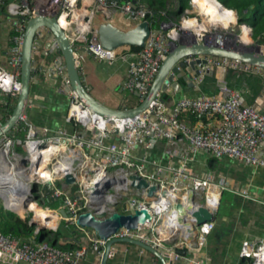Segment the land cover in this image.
Instances as JSON below:
<instances>
[{"label":"built area","instance_id":"built-area-1","mask_svg":"<svg viewBox=\"0 0 264 264\" xmlns=\"http://www.w3.org/2000/svg\"><path fill=\"white\" fill-rule=\"evenodd\" d=\"M190 6L191 10H184L178 17V23L170 22L160 25L157 30L152 29L144 47L133 53L126 48L115 52L103 51L98 43L99 24L95 19L99 15L104 23L112 21L116 15H121L126 22L133 23V26L141 22L153 25L152 12L141 0H136L134 6L130 1L121 0H0V11L4 10L11 26L6 67L0 66V107L6 109L9 101L15 100L20 91L25 27L27 22L37 15L56 18L72 47L78 69L79 61L84 55L98 62L111 63L116 59L125 61L127 65L123 87L129 93H137L142 102L169 53V44H177L191 36H186L189 32L182 29L183 23L190 20L189 16L195 13L193 0H190ZM161 15L164 13L161 12ZM208 37L207 32H202L200 36H195V39L198 43H203L204 38H207L211 45L218 48L227 46L222 39L217 42ZM47 42L50 43L51 60L44 71L49 77L56 76L61 79L69 100L66 122L76 129L71 132L61 129L55 135L49 136L46 130H37L31 125L26 114L22 115L14 131L0 137V154L7 150L6 154L10 160L20 161L12 170L0 172L6 178L21 180L26 189L28 188V192L9 188L10 193L18 197L27 193V197H33L31 202L41 208L44 198L61 200L58 209L68 211L71 218H63L58 209L54 211L61 221L69 225H72L79 213L105 211L108 214H127V208L133 211L146 209L152 220L139 225L135 230L121 228L107 241L97 238L92 230L85 232L88 244L72 249L61 248L47 241L23 240L0 230V263L80 264L88 250L93 251L101 260L108 241L129 239L157 250L167 264H209L202 252L208 236L213 231V222L197 226L188 216L182 222L175 210L168 226L160 230H157V227L161 223L162 215L172 211L178 203L185 208L189 200L215 214L226 183H215L196 176L188 168V159L183 158L182 163L176 167H163L146 160L136 162L131 157V151L136 145L149 150L155 142L165 141L168 145L186 144L189 152L193 154L203 151L216 160L229 158L246 166L264 169V103L262 110L245 106L242 95L237 91H228L225 98L202 96L179 99L171 107L161 102V97H157L145 111L133 118H102L77 99L61 61L59 46L45 28L37 31L33 41L32 52L35 58L40 55ZM205 60L206 65L197 66L199 76L212 69L226 71L229 68L264 74V71L256 67L237 61L214 57H206ZM35 66L34 76L38 74ZM184 115L196 121L214 119L216 122L211 128L200 129L187 123L183 119ZM1 125L0 120V127ZM112 137L118 138V145L106 144ZM49 143H62L80 152L82 156H87L92 163L101 164L107 174L95 185L96 192L87 188L84 183V180L90 178V169L81 168L75 185L70 187L63 184L62 179L71 173V164L67 172L53 180H40L35 177L42 160H28V152L31 148H43ZM167 153L173 158L172 148H169ZM53 165L54 163H49L47 166ZM129 176L146 181L148 186L141 189L133 187L127 181ZM57 183H60V189L56 188ZM3 185L9 186L11 183L7 180ZM39 186H43L44 190L39 191ZM151 186H155L156 190L152 196H148ZM66 189L74 191L70 194ZM186 193L189 194V199L182 201V196ZM0 199L5 208L13 212L6 206L5 198L0 196ZM14 199L19 203V199ZM117 208L121 210L118 211ZM24 213L33 216L31 211L26 210ZM192 227L195 229L192 230ZM56 229L57 226L50 229L41 225L34 229V234L38 236L42 230L56 232ZM113 254L111 247L108 258ZM239 257L247 264H264V240L243 242Z\"/></svg>","mask_w":264,"mask_h":264},{"label":"crops","instance_id":"crops-1","mask_svg":"<svg viewBox=\"0 0 264 264\" xmlns=\"http://www.w3.org/2000/svg\"><path fill=\"white\" fill-rule=\"evenodd\" d=\"M157 1L165 2L167 10L176 9L178 5L177 0ZM142 2L146 4V0H142ZM124 21L116 15L110 22L122 29L133 27V25H129ZM158 21L160 25H166L178 21V18L166 16L163 20L158 18ZM95 22L101 24L103 22L102 17L98 15ZM10 38L11 26L6 13L1 10L0 66L2 67H6ZM44 46L40 55L35 58V67L38 69V74L31 81L32 97L29 99L25 114L28 122L37 130H46L47 135L53 136L58 130L65 129L67 132H71L76 128L66 122L69 100L66 91L62 87L61 79L56 76L49 77L44 71L51 60L49 49L47 50L48 56H42ZM126 65L127 63L120 59H116L111 63L98 62L93 60L92 57L84 55L79 61V71L83 78V85L96 101L107 108H134L138 106L140 99L134 93L127 92L123 87L126 78ZM183 74H192V72L188 69ZM177 83L179 85L177 91L170 88L162 96L168 107H171L179 99L202 96L225 98L228 91H237L242 95L245 106L260 108L261 110L263 108L264 74L262 72H242L230 68L226 71L212 69L195 78L192 86H190L191 82L189 80H178ZM11 101L7 106L8 109H13ZM2 109L5 112L3 116L6 118L7 108ZM183 119L200 129L211 128L216 122L214 119L196 121L187 115H184ZM19 136H22V134H19ZM108 143L118 145L119 140L117 137H112L106 142V144ZM169 148H172L173 158L167 153ZM131 157L136 162L146 160L149 163L153 162L163 167L179 166L182 159L185 158L188 159L189 170L196 176L215 183L224 181L226 189L221 195L219 208L215 212L214 228L207 238L202 256L208 260L209 264H247L239 257L241 244L245 241L264 240V169L246 166L229 158L216 160L209 153L203 151L193 154L189 152L186 144L168 145L165 141L155 142L149 150L136 145L131 151ZM66 191L71 194L73 190L66 189ZM224 193L227 195L224 196ZM47 201L49 200L44 198L41 205ZM50 201L59 203L53 211L61 205V200ZM2 207L6 213L10 212L4 206ZM36 211L38 213L41 210L36 209ZM18 216L24 218V216ZM59 222L64 224L65 232L60 234V228L57 225L56 232L58 231V234L53 236V242L56 246L77 248L88 244L84 234L91 230L85 229L82 231L60 219ZM28 224L30 225L29 222ZM163 225L160 228L166 226ZM32 227L36 229V227ZM49 227L54 228L55 225L49 224ZM36 237L33 230L31 237L21 239L45 241L44 238L37 239ZM112 249L114 254L107 259V264H160V261L154 255L132 244H114ZM100 262L101 260L96 254L88 250L80 264H100Z\"/></svg>","mask_w":264,"mask_h":264},{"label":"water","instance_id":"water-1","mask_svg":"<svg viewBox=\"0 0 264 264\" xmlns=\"http://www.w3.org/2000/svg\"><path fill=\"white\" fill-rule=\"evenodd\" d=\"M130 3L134 6L136 0H130ZM237 22H239L238 18ZM41 28L47 29L57 42L61 61L65 66L71 89L75 93L77 99L90 111L102 118H133L145 111L155 98L161 97L160 101L164 102L162 96L169 90V88L175 91L179 89L177 83L178 80H189L191 82L190 86H192L193 80L199 76V70L196 69V67L206 65V57L237 61L264 71V54L260 51L261 45L258 43L246 48H240V45L236 46L235 44L227 45L224 48H218L216 45H211L207 41V38H204L203 43H198L195 36L191 35L177 44H169V53L161 64L148 94L138 106L131 109H125L123 107H120L119 109H110L96 101L83 85V78L81 77L78 66L75 64L73 58L72 47L66 38L65 33L57 24L56 18H47L40 14L29 20L25 27L21 54V75L19 79L21 88L17 98L11 101L13 109L10 115L6 118L3 115H0V120L2 121L0 137L3 135H9L14 131L21 116L25 114L29 99L32 97L31 81L35 78L34 66L36 64L35 56L32 52V46L36 33ZM152 29L153 25L148 22L138 23L129 29H122L111 22H104L99 24L98 43L100 48L106 52H115L122 48L142 49L149 38ZM226 38L231 40L229 36ZM49 47L50 43L47 42L44 46L42 56H48L47 50ZM188 69L191 70L192 74L184 75L183 73ZM134 95L138 96L137 93H134ZM71 168V173L66 174L64 179H62L63 184L70 187L76 184V176L80 175L81 170L80 164L77 160L72 162ZM127 181L133 187L138 189L146 188L148 186L146 181L141 180L136 176H129ZM91 190L96 192V186L91 188ZM155 190L156 187L151 186L148 196H152ZM32 200V196L27 197L24 206L26 207L27 203ZM79 205L82 207L81 202ZM127 210V214H121L118 212L108 214L105 211L79 213L73 221L72 226L77 229L92 230L97 238L107 241L121 228L135 230L139 225H144L146 222L152 220L151 214L146 209L133 211L132 209L129 210V208H127ZM175 210L182 222L186 216H188L197 226L215 221L214 213L209 212L203 206L195 205L193 200H189L185 208L178 203L175 206ZM58 213L63 218H71L68 211L63 209H58ZM29 223L34 227L41 226L34 222L32 218ZM194 229L195 228L192 227V230ZM124 243L142 248L154 255L160 261V264H167L163 256L157 250L139 241L129 239H112L108 241L100 264H107L109 251L114 244Z\"/></svg>","mask_w":264,"mask_h":264},{"label":"bare ground","instance_id":"bare-ground-1","mask_svg":"<svg viewBox=\"0 0 264 264\" xmlns=\"http://www.w3.org/2000/svg\"><path fill=\"white\" fill-rule=\"evenodd\" d=\"M193 4L194 9H196V11L203 17V21L202 23H197L193 19L186 20L182 25L183 31L189 32V34H185L186 36H200L202 32L209 31L208 29L210 28H213L214 31L216 28H220L222 31L228 32L232 26L236 25V16L231 12L225 11L215 0H193ZM241 33H244V35L240 34L241 36H239L238 38L235 37L231 40L215 34H210L208 38L217 42H219V39H222L224 41V45H233L234 43L238 42L240 48L251 46V40L249 38V35L247 34V29H245V27L243 28ZM49 145L50 150L48 156L47 150L49 148ZM6 153L7 150L0 154L1 171L12 170L13 168H15V166H18V164H20L19 159L15 161L10 160L9 156ZM28 153V160H36L37 162L42 160L40 163V169L35 175V177L37 176V179L40 180H49L50 178L53 180L55 179V177H61L62 174L67 172V170L70 168V164H72V162L75 160L79 162L81 168L90 169V178L88 180H84L86 187L89 189L93 188L107 174L99 162L92 163L90 158H88L87 156H82L80 152L69 148L62 143H49L43 148H31ZM49 163H54V165L52 167H48L47 165ZM7 180L10 181L11 185L4 186L3 184H6ZM9 188H15L17 190L19 189L28 192V188L26 189V186L21 180L6 178V176L0 172V196L5 198L6 206L10 208L14 213L21 216L25 215L24 211H31L33 214L32 218L34 222L50 229L56 228L59 217L57 216L55 211L51 209H42L40 206L36 205L33 202L27 203L25 207L24 203L27 197V193L23 195L21 194L19 197L17 195L14 196L10 193ZM14 198L19 199V203ZM188 199V193L182 196V201ZM36 209H39L41 211L37 213ZM174 212L175 208L173 207L172 211L165 215H162L161 223L157 227V230L162 229L160 227L163 224L166 226L169 225V220ZM49 224H53L55 225V227H49Z\"/></svg>","mask_w":264,"mask_h":264},{"label":"trees","instance_id":"trees-1","mask_svg":"<svg viewBox=\"0 0 264 264\" xmlns=\"http://www.w3.org/2000/svg\"><path fill=\"white\" fill-rule=\"evenodd\" d=\"M221 7L227 12H236L239 22L242 25L251 28V38L255 43L264 45V0H215ZM178 5L176 9L167 10L165 8V2L157 1V0H146L141 3L146 6L152 12V21H153V30L159 29V21L165 19V17H176L178 18L184 10L190 9V0H177ZM252 6V9L250 8ZM229 9V10H228ZM161 12L164 15H161ZM249 29V28H248ZM250 31V30H249ZM249 35V32L247 31ZM127 51L137 52L139 49L135 48H126ZM7 116L10 115L12 108L7 107ZM46 203V204H45ZM42 207L44 209L50 208L51 206H58V202L54 203L53 201L45 202ZM0 230L7 234H13L19 238L23 237H31L33 235L34 228L28 224V220H22L19 217L15 216L13 213L5 214L3 207L0 205ZM56 233L51 231L42 230L38 236V238H44L45 241L56 245L54 241V235ZM62 248V247H61ZM64 248V247H63ZM65 249H72L68 246Z\"/></svg>","mask_w":264,"mask_h":264},{"label":"rangeland","instance_id":"rangeland-1","mask_svg":"<svg viewBox=\"0 0 264 264\" xmlns=\"http://www.w3.org/2000/svg\"><path fill=\"white\" fill-rule=\"evenodd\" d=\"M190 3V2H189ZM251 9H252V6L250 7ZM191 10V9H190ZM194 11H195V13L194 14H191L189 17V19H194V20H196V22L197 23H202V21H203V17L196 11V9H194ZM231 13H233L235 16H236V18H238V16H237V14H236V12H231ZM119 17L121 18V19H123L122 18V16L121 15H119ZM124 20V19H123ZM124 22H126V21H124ZM179 22V21H178ZM177 21H173V23H178ZM127 24H129V25H133V23H130V22H126ZM128 25V26H129ZM243 26V27H242ZM125 27H127V26H125ZM245 27V29H247V31L249 32V38H250V40H251V45H253V44H255V42H254V40L251 38V28L250 27H246L245 25H242V24H240V23H238V22H236V25L235 26H232L231 27V29L228 31V32H226V31H222L220 28L218 29V28H216L215 29V31L213 30V28H210V29H208L209 31H206L207 32V34L208 35H210V34H215V35H219L220 37H227V36H229L230 37V39H234L235 37L236 38H238L239 36H241V35H244V33H241V31L243 30V28ZM248 28H250V29H248ZM220 30V31H219ZM250 30V31H249ZM217 33V34H216ZM241 34V35H240ZM235 41H236V39H235ZM236 46H239V44H238V42H236V43H234ZM261 51H262V53L264 54V45H262L261 46ZM5 112L3 111V109L0 107V115H3ZM24 139V138H23ZM49 150H50V145H49V148H48V150H47V152H48V156H49ZM20 152V151H19ZM92 169V168H91ZM56 188H61V186H60V183H57L56 184ZM37 189L39 190V191H42V190H44V187L43 186H39V187H37ZM74 191V190H73ZM72 192V191H71ZM77 191H75V193H76ZM74 193V194H75ZM225 195H227L226 193H224V196ZM125 201H126V199H125ZM222 201H223V199H222ZM45 203V202H44ZM46 204V203H45ZM0 205H2V206H4L3 205V201L0 199ZM53 209L54 208H56L57 206L55 205V206H51ZM43 208V207H42ZM44 209V208H43ZM46 209H48V208H46ZM50 209V208H49ZM52 209V210H53ZM118 209V208H117ZM121 210V208H119L118 209V211H120ZM10 212H8L7 214H9ZM5 214H6V211H5ZM14 215H16L17 217H19L20 219H22L20 216H18L16 213H13ZM32 218V215L31 214H26L25 213V215H24V218L22 219V220H28V222L30 221V219ZM57 225H59V228H60V230H59V233L60 234H62V233H64L65 232V229H64V224H62V222H59V223H57Z\"/></svg>","mask_w":264,"mask_h":264}]
</instances>
